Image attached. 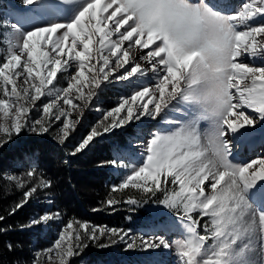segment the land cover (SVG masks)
<instances>
[{
  "label": "snow or ice",
  "instance_id": "snow-or-ice-1",
  "mask_svg": "<svg viewBox=\"0 0 264 264\" xmlns=\"http://www.w3.org/2000/svg\"><path fill=\"white\" fill-rule=\"evenodd\" d=\"M22 2L29 6L24 12L9 13L20 19L0 23L6 29L0 43L7 45L0 59V150L25 133L51 135L67 147L85 112L93 109L101 117L71 145L70 156L133 121L164 117L167 129L149 132L143 142L144 133L138 132L135 142L117 146L113 158L99 166L124 170L112 192L136 189L145 203L174 211L181 238L140 237L137 245L128 230L75 217L64 222L59 210L46 211L20 227L59 221L56 238L16 264H72L90 245L174 247L179 264H257L253 233L264 264V159L233 162L240 129L254 130L264 121V65H255L256 58L264 60V0ZM46 16L58 18L25 28V22ZM241 57H252L253 63ZM58 77L66 87L54 84ZM133 80L138 83L114 107L95 104L108 84ZM201 121L209 123L203 135ZM0 178L22 191L9 216L54 186L33 153ZM105 203L121 201L110 197ZM123 203L140 201L129 197ZM5 219L0 215V234L12 228L3 226ZM14 247L7 244L10 252Z\"/></svg>",
  "mask_w": 264,
  "mask_h": 264
},
{
  "label": "trees",
  "instance_id": "trees-1",
  "mask_svg": "<svg viewBox=\"0 0 264 264\" xmlns=\"http://www.w3.org/2000/svg\"><path fill=\"white\" fill-rule=\"evenodd\" d=\"M24 137L25 146L20 150L9 147L0 150V172L9 171L14 164V158L22 156L20 154L37 149L42 170L54 185L48 193L56 196L51 199L66 211L67 216L70 214L75 218L81 216L82 219H90L93 216L89 212L90 209L110 208L105 203L110 198L109 186H105L109 176L97 166L110 157L109 151L104 150L105 144H102L101 148H91L85 154L70 156L68 149L57 143L51 135L31 134ZM48 193L41 191L38 198L33 199L24 209L9 216L10 207L21 198L22 191L17 189L15 184L0 178V215L6 217L2 223L4 227L12 226L11 230L0 234V264H16L18 260L31 259L32 245L39 236V228L26 227L22 230L20 226L27 224L30 217L42 210L41 206ZM121 193L125 195L124 191ZM97 212L99 211L94 213ZM94 220L100 222L97 217ZM115 220L118 221L119 217ZM9 243L15 246L11 252L7 249ZM95 247L90 245L88 249L91 251Z\"/></svg>",
  "mask_w": 264,
  "mask_h": 264
},
{
  "label": "rangeland",
  "instance_id": "rangeland-1",
  "mask_svg": "<svg viewBox=\"0 0 264 264\" xmlns=\"http://www.w3.org/2000/svg\"><path fill=\"white\" fill-rule=\"evenodd\" d=\"M15 1L18 2V5L20 7L26 6L23 4L22 0H13V1L12 0H2L4 8H7L9 6L12 7V3ZM54 18H56V16H54ZM9 20H12V19L9 18L8 16H6L5 21H9ZM50 21H51L50 19L45 20V23L50 22ZM31 22L32 23L29 26H32V24H34V23L40 24L39 23L40 21H34L33 20ZM2 23H4V19H2ZM25 28H31V27L25 26ZM5 30L6 29H3V28L1 29L2 32ZM1 46H2V51L0 49V52H1L0 59H2L3 56L6 54L7 45L0 43V47ZM245 63L251 64V63H253V60H252V62L248 61ZM255 65L261 66L264 64L255 60ZM142 82L148 83L147 80H144ZM137 83L138 82L136 80H133L132 84H129L128 82H125V83L114 82L112 84H108L106 87H104L103 92H101L99 94V99L95 102V104L101 109H108L111 107L110 106L107 107V103L111 102L113 104L112 107H114L117 104V101L119 100L121 95L128 93V92H131L133 86H135ZM54 84L57 87H66L67 86L66 81L60 77H58L57 81H54ZM245 111L248 113H251V110H245ZM90 113H93L96 117H99L98 115H100V117H101V112H99V111H96L94 109L92 111H86L85 112V119L82 121V124L79 126L78 130L75 133H73L72 138L68 141V144L70 146L72 144H74L76 141H78L81 136L85 135L86 132L89 130L90 126L100 118L99 117L96 120L94 117H90V115H89ZM253 115H255V114L253 113ZM165 119L166 118H164V117H158L157 120L144 118L142 121H133L129 125L122 127V128L115 129L112 133H109L111 137H109L108 140H106V141L114 143V147H112V149L116 148L117 146L123 148V147H126L128 145L130 140H134V142H135V138L137 136V133L141 132V131L144 133V135L140 138V140H141V142L146 141L148 139V133L147 132L150 129L153 130L154 127H156V125L159 124V125L163 126L162 128H160L161 130L167 129L169 127V125L166 126L167 124L165 123ZM150 124L152 125V127H150L148 129L147 126H150ZM262 126H264V121H261V123L259 125V127H262ZM199 127H200L201 133L203 135V133L209 127L208 121H201ZM31 134H33V133H26V135H31ZM109 134H105V135H109ZM259 134L261 135V132ZM26 135L23 134L22 137H20L17 140V142L14 144L19 145L21 143V140L23 139V137ZM105 135L95 138L94 142L91 143L93 145V147H91V148L98 147L100 143H97V141L102 139V137H104ZM254 136H257V135H254ZM108 149H109V146L107 144H105L104 145L105 152L108 151ZM132 150L134 152H139V148H137V147H134ZM137 159L139 160L140 158L137 157ZM105 161H108V160L106 159ZM234 163L243 164V163H247V162H234ZM101 170L103 172H105L106 174H108L109 172L111 175L115 174L119 179L118 183L120 182V177L124 171L123 169H115V168L107 167V166L101 167ZM118 183H116V184H118ZM127 191L129 193H131L132 195H134L138 201H140V203L138 205H135V206L130 205V208H133L134 213L136 214V218L131 221L134 223V224H132V226L140 227V226H143L144 224L149 226V225L153 224V222H158L159 225H161V224H168V225L176 224L177 228H179V224H178V221H177V218H176L174 211L167 209L163 205L152 203L151 201H148L147 203L143 202L142 200L146 199L144 193H142L136 189L129 188V189H127ZM115 194H117V193H115ZM46 200H47V198L44 201V204H45L44 208L40 213H43L46 211H53L54 212V210H52V208L56 210V207L53 205V203L49 204L48 201L46 202ZM76 205H78L77 200H76ZM130 210H132V209H130ZM40 213H38V214H40ZM122 214H123V212H122ZM70 216L71 215H69V217ZM77 219H80V217H77ZM206 219H207V217H205V220ZM201 223L203 224V221ZM40 226H42V228H43L40 231V236L43 237V239L45 241L43 243H41V245L37 244V250L41 249V248H46L56 238L59 227L61 226V222L53 221L47 225H40ZM115 228H118V227L116 226ZM200 231L203 234V228L202 227H201ZM251 239H252L251 247L254 245V248H255V249H253L254 258L256 259L257 264H259V255H258L259 244H258V241H257L254 233H253ZM37 242H38V240H37ZM209 243H210V241H209ZM115 249L121 250V252H122V250H125L123 245H114V246L107 247V248L95 247L94 250H92L91 252H88V253L83 252L82 255L75 257L72 261V264H93V262L87 260L88 255L101 253V251H102V253L105 254L102 256L103 264H107L108 256L109 255L114 256V254H117V251ZM136 249H137V247L133 248V249H126L125 253H127V255L131 256L128 259L133 261ZM77 258L78 259L81 258L82 260L77 261L76 260ZM114 258L116 259L115 256H114ZM112 262L113 261H111V264H112ZM108 264H110V263H108ZM118 264H126V262H121V259H118ZM173 264H179V261L174 259Z\"/></svg>",
  "mask_w": 264,
  "mask_h": 264
},
{
  "label": "bare ground",
  "instance_id": "bare-ground-1",
  "mask_svg": "<svg viewBox=\"0 0 264 264\" xmlns=\"http://www.w3.org/2000/svg\"><path fill=\"white\" fill-rule=\"evenodd\" d=\"M242 132L246 134L244 129ZM257 132L258 131H253V130L247 131L248 135H251L252 137L248 138L246 142L243 141V139L236 140L234 138V141L236 142L237 145V148L234 152L235 157L237 155H240L242 160H248L249 162L252 160L264 159V138L257 139L256 136H254L256 135ZM254 235L256 237V233H254ZM252 248L255 249L254 245L252 246Z\"/></svg>",
  "mask_w": 264,
  "mask_h": 264
}]
</instances>
